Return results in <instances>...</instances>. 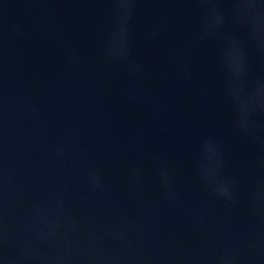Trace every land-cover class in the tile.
Masks as SVG:
<instances>
[{
  "label": "water",
  "instance_id": "obj_1",
  "mask_svg": "<svg viewBox=\"0 0 264 264\" xmlns=\"http://www.w3.org/2000/svg\"><path fill=\"white\" fill-rule=\"evenodd\" d=\"M0 264H264V0H0Z\"/></svg>",
  "mask_w": 264,
  "mask_h": 264
}]
</instances>
